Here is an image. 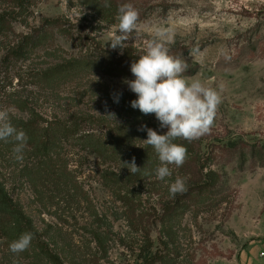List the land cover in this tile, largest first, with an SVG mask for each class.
I'll return each instance as SVG.
<instances>
[{
    "label": "rangeland",
    "instance_id": "obj_1",
    "mask_svg": "<svg viewBox=\"0 0 264 264\" xmlns=\"http://www.w3.org/2000/svg\"><path fill=\"white\" fill-rule=\"evenodd\" d=\"M128 3L142 29L121 50L108 41L117 16L90 0H25L22 9L0 0L9 15L0 32V110L11 109L12 123L40 119L59 130L48 153L27 136L23 162L0 141V183L11 201L0 207V264H53L51 254L61 264H263L264 0ZM157 26L171 30L167 46L188 64L185 78L212 79L221 96L210 132L165 181L156 178L147 132L137 129L167 128L131 107L137 96L124 83L134 79L128 57L142 54ZM75 119L85 121L60 137L63 121ZM88 133L113 136L116 155L85 149ZM133 157L140 171L130 174L124 162ZM176 177L188 190L173 197ZM24 232L31 245L13 254L9 245Z\"/></svg>",
    "mask_w": 264,
    "mask_h": 264
},
{
    "label": "clouds",
    "instance_id": "obj_2",
    "mask_svg": "<svg viewBox=\"0 0 264 264\" xmlns=\"http://www.w3.org/2000/svg\"><path fill=\"white\" fill-rule=\"evenodd\" d=\"M116 19L118 23L113 27L108 41L112 49L119 47L123 50L133 34L141 32L139 12L132 4L125 3L119 6ZM170 32L164 26L153 29V38L144 41L142 54L131 63L130 71L134 79L124 81L137 96L131 101V107L144 115L154 114L160 127L167 128L166 134H158L147 125L137 129L147 132V139L143 142L158 154L160 166L156 169V178L160 181L173 175L170 165L179 168L188 158L187 148L174 141L182 139L192 142L208 134L221 103L220 92L213 87L212 79L202 82L198 78H185L188 64L184 59L170 54L167 46L172 42ZM197 52L198 49H193L190 55ZM10 113V108L0 110V141L11 142L15 160L23 162L28 137L22 129L14 126ZM124 163L130 174L140 171L135 157L131 162ZM187 190L185 178L176 177L169 184L173 197L183 195ZM32 240L33 234L24 232L10 243L9 250L13 254L22 253L30 247Z\"/></svg>",
    "mask_w": 264,
    "mask_h": 264
},
{
    "label": "trees",
    "instance_id": "obj_3",
    "mask_svg": "<svg viewBox=\"0 0 264 264\" xmlns=\"http://www.w3.org/2000/svg\"><path fill=\"white\" fill-rule=\"evenodd\" d=\"M131 1V0H130ZM12 2H14L18 7H20L21 9L24 7V3L25 0H12ZM90 2L95 5L98 6L99 9L110 16H117V12H118V8L120 5L128 3V0H90ZM105 4H107L108 6L106 7ZM167 6V5H166ZM137 9V8H136ZM138 10V9H137ZM145 14V13H144ZM140 18V17H139ZM9 19V15H6L5 13H0V32H2L4 30V28H6V24L9 23L8 22ZM128 57V55H126ZM131 61H135L138 59L137 56L134 57H128ZM89 119V118H88ZM40 119H29L27 121H15L13 122L14 126L17 127V129H22L27 136H30V138H32L33 140H35L37 143L35 145V149L37 152H43V153H48L50 151V148L54 145V142L56 141L57 136V132L59 130H57L56 128L48 125V127H41L40 126ZM87 120V119H86ZM85 121V120H82ZM82 121H79L78 119H75V121L72 120H66L63 121V126L60 129L61 131V135L63 138L65 137L67 140L72 138L74 136V133H76V131L78 130V128H80ZM73 122V123H70ZM95 122V121H94ZM118 130H123L122 128L118 127ZM133 130V129H132ZM140 135V134H139ZM105 135H95L93 133H88L85 134L83 136H81L80 140L83 141V147L87 150H90L92 152V154H96L99 157L102 158H108V157H112L113 155H116L115 153L117 152V150H111L113 147V136L109 139H105ZM181 142L178 143V141H174L175 143L178 144H182L187 148V153L189 152L191 145L194 143V141L192 142H188L186 140H182L180 139ZM191 151V150H190ZM194 160H198L196 157ZM215 179H211L210 182H214ZM203 183V181H202ZM199 183L200 185L197 186H202V185H208L207 183ZM192 188V187H191ZM10 199L7 196L6 190L4 188V186L0 183V207L2 208H8L10 206ZM7 209H0V211H5ZM16 213V212H15ZM17 214V213H16ZM23 219V214L20 213L19 215L17 214V217L15 219V223L17 225H19L22 222ZM50 260L53 262V264H61L60 263V259L58 256L56 255H52L50 257Z\"/></svg>",
    "mask_w": 264,
    "mask_h": 264
},
{
    "label": "built area",
    "instance_id": "obj_4",
    "mask_svg": "<svg viewBox=\"0 0 264 264\" xmlns=\"http://www.w3.org/2000/svg\"><path fill=\"white\" fill-rule=\"evenodd\" d=\"M258 257L260 258L261 261H263V264H264V249H262V250L259 252Z\"/></svg>",
    "mask_w": 264,
    "mask_h": 264
}]
</instances>
